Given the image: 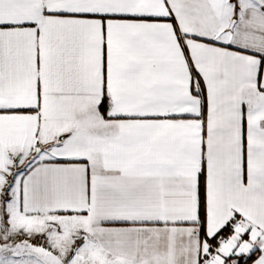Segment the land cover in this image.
<instances>
[{
	"label": "snow or ice",
	"instance_id": "snow-or-ice-1",
	"mask_svg": "<svg viewBox=\"0 0 264 264\" xmlns=\"http://www.w3.org/2000/svg\"><path fill=\"white\" fill-rule=\"evenodd\" d=\"M0 264H264V0H0Z\"/></svg>",
	"mask_w": 264,
	"mask_h": 264
}]
</instances>
